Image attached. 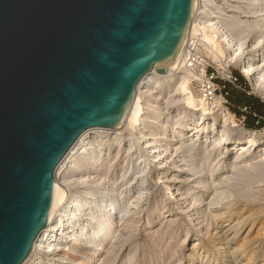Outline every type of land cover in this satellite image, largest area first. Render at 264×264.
Returning a JSON list of instances; mask_svg holds the SVG:
<instances>
[{"label":"rangeland","instance_id":"obj_1","mask_svg":"<svg viewBox=\"0 0 264 264\" xmlns=\"http://www.w3.org/2000/svg\"><path fill=\"white\" fill-rule=\"evenodd\" d=\"M207 1V16L240 40L245 55L264 53V43L258 46L264 42V0ZM207 61L221 91L211 110L216 121L209 117L211 129L205 134L191 132L198 115L183 103L174 81L160 90L144 86L149 93L141 94V102L155 109L146 110L141 131L127 126L116 145L96 137L102 160L90 169L82 165L61 182L68 198L90 189L100 209L112 194L122 208L115 216L116 240L94 260L90 251L76 248L68 253V264H194L189 259L193 248L209 253L195 264H229L231 252L237 264L264 262V84L245 77L240 61L226 66ZM176 73L191 74L188 69ZM191 91L196 97L203 94L193 80ZM246 97L254 103L247 106ZM223 135L228 142L219 145ZM249 139L254 141L250 151L231 150L230 141ZM159 179L165 185L157 186Z\"/></svg>","mask_w":264,"mask_h":264},{"label":"water","instance_id":"obj_2","mask_svg":"<svg viewBox=\"0 0 264 264\" xmlns=\"http://www.w3.org/2000/svg\"><path fill=\"white\" fill-rule=\"evenodd\" d=\"M197 4L0 0V264L29 257L67 155L123 127L143 78L181 56Z\"/></svg>","mask_w":264,"mask_h":264},{"label":"bare ground","instance_id":"obj_3","mask_svg":"<svg viewBox=\"0 0 264 264\" xmlns=\"http://www.w3.org/2000/svg\"><path fill=\"white\" fill-rule=\"evenodd\" d=\"M208 3L207 0H198L197 13L188 36V43L190 40L194 42L195 55L204 61L210 58L215 62L221 63L223 66H226L230 62L240 61L241 73L245 77L250 79L256 78L258 85L264 84V53H260L257 56L245 55V49L243 44L239 42L240 40L233 39L230 33L228 34L219 27L214 18L207 16ZM262 43L264 42L261 39L258 42V46ZM229 48L234 50L232 54H229ZM185 53L186 50L184 49L178 60L168 68L166 74L161 75L153 71L143 78L138 86L137 95L122 128L118 130L107 129L105 132L91 130L79 140L73 150L67 155L62 167L55 176V197L49 226L38 236L29 257L23 264H68V253L76 248L82 251H90L88 254L89 258L90 260H94L96 254L103 250L107 242L113 243L116 240V231L113 230L114 222L116 221L115 216L122 208L115 195H111L106 205L102 206L104 209L101 207V210L100 204H96L93 201L96 195L94 191L86 189L81 194L68 198L61 182L64 180L67 182V176L78 170L80 171L82 165H89L88 168L90 169V167H94L102 160L101 147L97 140H95L96 137H108L112 145H116L124 140L125 134L123 132L127 126L132 127L136 131H141V127L147 122L145 118V115H147L146 110L148 108L155 109V106L151 105L150 102H148V105H143L141 102V94L149 93L148 91H142L144 86H151L153 88L154 85L153 89L160 90L174 81L179 92L178 94L183 98V103L187 105L188 109L198 115V124L194 128H191V132L194 135H199L200 133L205 134L211 129V125L207 121L209 117H212L214 123L216 121L213 117L214 113L211 112L213 107L207 102L204 93L198 97L192 93L191 81L195 80V74L189 68V61L186 60ZM242 57L243 59H241ZM183 69H188L191 74L189 75L188 73V76H186V72V75L176 73L179 70L183 71ZM153 103L155 104V101ZM157 115L154 118L156 120L159 119L160 113ZM228 120L229 118L225 115L224 122L226 123ZM226 142H228L227 136L223 135L218 144L221 145ZM150 144V142H147L148 147L152 149L153 145L149 146ZM229 144L232 147V151L243 150L246 152L250 151L254 146V141L252 139L247 140V143L230 141ZM154 154L156 155L155 159L159 158V152H155ZM159 174L161 175V173ZM161 184L165 185V182L161 181V179L156 180L157 186H161ZM165 187L167 190L172 189L170 186ZM172 196L174 197L173 193ZM212 217L217 218V215H212ZM192 251L189 259L195 263H199V261L203 260L202 258L208 257L209 254L208 250L204 248L200 252L194 248ZM231 254L229 255L230 257L228 256L229 264H237L235 255L232 252ZM225 255L227 254L225 253ZM77 264L84 263L83 261H79Z\"/></svg>","mask_w":264,"mask_h":264},{"label":"built area","instance_id":"obj_4","mask_svg":"<svg viewBox=\"0 0 264 264\" xmlns=\"http://www.w3.org/2000/svg\"><path fill=\"white\" fill-rule=\"evenodd\" d=\"M185 50L186 60L189 61V68H191L195 74V80L193 82L203 88V93L207 102L210 106L215 108L217 93L221 91V86L215 84V71L211 69L212 67L208 61H204L202 58L195 55L193 40H190L189 43L187 41Z\"/></svg>","mask_w":264,"mask_h":264},{"label":"trees","instance_id":"obj_5","mask_svg":"<svg viewBox=\"0 0 264 264\" xmlns=\"http://www.w3.org/2000/svg\"><path fill=\"white\" fill-rule=\"evenodd\" d=\"M245 103L247 104V106L252 105L254 103V98L253 97H246V102Z\"/></svg>","mask_w":264,"mask_h":264}]
</instances>
